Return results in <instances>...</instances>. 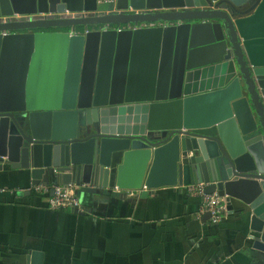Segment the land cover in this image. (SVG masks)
<instances>
[{"label": "water", "instance_id": "95a60500", "mask_svg": "<svg viewBox=\"0 0 264 264\" xmlns=\"http://www.w3.org/2000/svg\"><path fill=\"white\" fill-rule=\"evenodd\" d=\"M116 10L0 0V18L22 17L0 22V166L142 197L205 184L246 230L248 264H264V0Z\"/></svg>", "mask_w": 264, "mask_h": 264}, {"label": "crops", "instance_id": "0c3cea01", "mask_svg": "<svg viewBox=\"0 0 264 264\" xmlns=\"http://www.w3.org/2000/svg\"><path fill=\"white\" fill-rule=\"evenodd\" d=\"M51 186H33L25 171L0 166V264L249 262L246 230L227 204L214 225L207 214L198 216L200 198L179 186L142 197L138 191L76 185L82 210L51 211L44 191Z\"/></svg>", "mask_w": 264, "mask_h": 264}, {"label": "built area", "instance_id": "2783aa9c", "mask_svg": "<svg viewBox=\"0 0 264 264\" xmlns=\"http://www.w3.org/2000/svg\"><path fill=\"white\" fill-rule=\"evenodd\" d=\"M117 0H96V11L93 13L97 17H103L111 15L117 12L116 10ZM84 13H65V16L70 18H75L77 16H83ZM41 17L52 16V15H38ZM57 16V15H56ZM62 16V15H61ZM13 18L16 21L22 20L21 16L13 15L11 17L0 18V22H7L9 19ZM25 19L31 18L30 16L23 17ZM156 24H144L142 27H154ZM89 29L85 30L84 33H87ZM184 190L189 196L198 197L201 200L200 209L198 216L204 214L209 215V221L216 225L219 224L226 213V202L225 199L219 197L216 193L206 194L205 193V184H196V185H187L180 187ZM79 188L76 185L69 184L67 186L55 185L50 188H44V191H48L47 197V207L51 211H78L82 209L80 207L79 200L77 198V190ZM40 187H36V191H39ZM147 191L145 187H142L138 192Z\"/></svg>", "mask_w": 264, "mask_h": 264}, {"label": "bare ground", "instance_id": "6f19581e", "mask_svg": "<svg viewBox=\"0 0 264 264\" xmlns=\"http://www.w3.org/2000/svg\"><path fill=\"white\" fill-rule=\"evenodd\" d=\"M110 131V130H109Z\"/></svg>", "mask_w": 264, "mask_h": 264}]
</instances>
